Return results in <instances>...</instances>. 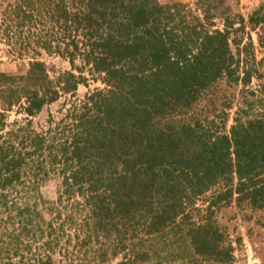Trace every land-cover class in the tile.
<instances>
[{
  "label": "trees",
  "instance_id": "1",
  "mask_svg": "<svg viewBox=\"0 0 264 264\" xmlns=\"http://www.w3.org/2000/svg\"><path fill=\"white\" fill-rule=\"evenodd\" d=\"M181 13L158 0H0V40L30 58L25 75L0 74V264L233 260L211 215L188 220L187 208L220 181L264 200V82L249 85L264 71L250 35L232 49L243 23L209 30ZM42 54L71 67L52 76ZM87 75L105 85L78 97ZM221 80L242 83L229 128L190 111L208 94L231 110ZM60 98L64 115L34 126ZM50 178L56 200L30 204Z\"/></svg>",
  "mask_w": 264,
  "mask_h": 264
},
{
  "label": "rangeland",
  "instance_id": "2",
  "mask_svg": "<svg viewBox=\"0 0 264 264\" xmlns=\"http://www.w3.org/2000/svg\"><path fill=\"white\" fill-rule=\"evenodd\" d=\"M161 4L166 6L176 5L181 15L190 22H195L196 17L201 18L205 23V27L209 30L223 29L225 23L233 24V29L243 23L242 28L232 30L230 39L234 38L232 42V49L235 53L242 48L245 42L249 41L248 35L253 40V46L248 47L249 55L253 54L260 62L258 68L264 71V0H158ZM11 47L8 43L0 40V74L7 75H25L30 68L29 57H19L15 52H11ZM243 51V50H242ZM240 52V57L243 52ZM44 60L49 68L51 75L59 69H69L70 62L67 59L58 57H50L46 54L39 56ZM88 80L79 84L77 89V96L83 97L89 88L95 86L104 87L105 83L100 78H92L87 75ZM264 82V78L252 77L249 84L255 86L258 82ZM7 84L0 78V88ZM227 83L221 80L218 88V94L223 89L233 91L234 106L231 108L226 106L223 99H218L215 103H210L209 94L202 96L193 103L190 111L195 110L197 115L201 118L208 116L212 118L213 113L221 114L223 118V126L229 128L232 123V115L238 104L241 94L238 90L242 88V83L231 85L227 88ZM1 96V91H0ZM63 98L56 102L44 106V108L34 116L33 124L45 125L49 116L54 120H58L65 113V107L62 105ZM1 108V100H0ZM225 113H222V112ZM230 113V114H229ZM223 114V115H222ZM21 117V113H17L16 106L8 112V120L12 121L15 118ZM222 125V123H221ZM58 178H50L41 182L30 193L28 202L39 203V206L47 205L51 201L56 200L58 196ZM237 193L227 190V184L220 181L197 197L187 208L189 211L188 220H195L201 222L205 220L210 214L212 220L224 235L233 241L234 258L231 262L217 263L216 261H208L207 264H264V200L259 203V206H252L248 198L237 199ZM264 195V192H263ZM48 213L46 210H44ZM186 259L180 258L171 261L170 264H185Z\"/></svg>",
  "mask_w": 264,
  "mask_h": 264
}]
</instances>
